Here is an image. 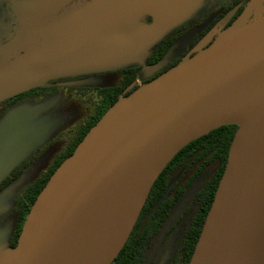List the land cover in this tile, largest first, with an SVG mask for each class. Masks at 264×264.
<instances>
[{
	"label": "water",
	"instance_id": "water-1",
	"mask_svg": "<svg viewBox=\"0 0 264 264\" xmlns=\"http://www.w3.org/2000/svg\"><path fill=\"white\" fill-rule=\"evenodd\" d=\"M259 1L106 112L39 193L0 264H111L173 157L229 124L238 129L189 264H264V18L233 34Z\"/></svg>",
	"mask_w": 264,
	"mask_h": 264
},
{
	"label": "rangeland",
	"instance_id": "rangeland-1",
	"mask_svg": "<svg viewBox=\"0 0 264 264\" xmlns=\"http://www.w3.org/2000/svg\"><path fill=\"white\" fill-rule=\"evenodd\" d=\"M232 1L0 0V93L26 84L59 88L0 116V180L37 153L19 185L33 181L65 150L98 88L119 84L121 71L140 65L157 42ZM258 7L244 24L264 17V0ZM14 191L0 193V257L8 252Z\"/></svg>",
	"mask_w": 264,
	"mask_h": 264
},
{
	"label": "trees",
	"instance_id": "trees-1",
	"mask_svg": "<svg viewBox=\"0 0 264 264\" xmlns=\"http://www.w3.org/2000/svg\"><path fill=\"white\" fill-rule=\"evenodd\" d=\"M240 1L235 0L223 8L222 14H226L238 7L225 26H230L242 12L245 3ZM215 24L213 20L204 29L196 26L185 32V27H180L153 46L144 66L125 68L119 84L99 89L100 98L95 111L80 125L77 135L28 190L29 203L21 210L16 238L18 235L20 237L39 193L91 128L113 105L135 92L141 84L154 80L184 59L210 46L216 35L210 34ZM139 76L142 78L141 83L137 82ZM237 129V124L218 127L191 141L173 157L154 182L129 239L111 264H189L225 171Z\"/></svg>",
	"mask_w": 264,
	"mask_h": 264
},
{
	"label": "flooded vegetation",
	"instance_id": "flooded-vegetation-1",
	"mask_svg": "<svg viewBox=\"0 0 264 264\" xmlns=\"http://www.w3.org/2000/svg\"><path fill=\"white\" fill-rule=\"evenodd\" d=\"M234 1L235 0H233L232 2L223 4V5H221V7L216 8L215 10L209 11V14H206V16L203 19H198V20L192 21V22H190L188 24L182 25L181 27H185L184 32L192 30L193 28H196V26L198 28L204 29L211 21L214 20L216 24H215L214 28L212 29V31L210 32V34L211 33H215L216 34L214 39H213V41H214L217 38V36H218L220 31H222V30H224V29L229 27V26H225V24L227 23L228 20H230L233 17V15L235 14L236 10L238 9V7L237 8H233L228 13L222 14L223 8L233 4ZM248 1L249 0H241L240 2L242 4L245 3L244 4V8H245V6L247 5ZM257 11H258V9L256 8L251 13V16L254 13H256ZM234 21L235 20H233L231 23H233ZM208 36H209V34L207 35V37ZM186 46H187V43L184 44V47H186ZM146 58L142 61L140 66H144ZM50 78H52V77H50ZM26 79H29V78H26L25 76H23V80H26ZM23 80H21V82L15 83V84H18V85H14V87H20L23 84ZM141 81H142V78H141V76H139V78L137 79V82L141 83ZM29 85H27V84L26 85H22L23 88L22 89H18L19 92L11 94L10 96H7L6 90H8V89L13 90L12 88H8L6 90L4 89L5 92L4 93L3 92L0 93L1 95L4 94L2 97H0V116L5 111H7L10 107H12L14 105H17L18 103L30 101L32 99L37 98L38 96H42V95L46 94L49 91H55V89L57 91H59L58 87L57 88L56 87L55 88L54 87H43V86H40V85L39 86L36 85L34 87H31ZM28 86H29V88H28ZM101 88H103V87H101ZM99 89L100 88H98V90H97V94H98L97 99L95 101H93L92 102L93 103L92 106H90V108H91L90 114L95 111L96 102L100 98ZM1 90L3 91V89H1ZM30 91H32V92H30ZM77 132H78V130L76 131V134L66 143L65 148L68 146L70 141L77 135ZM60 153H62V151L59 152V153H56L55 156L53 157L52 162H50V164L47 166V168L44 171H42L33 181H31L27 185L20 186L19 184H20V182H21V180L23 178L24 173L28 170V168L32 165L33 161L38 156L37 153H33V154L29 155L26 159H24L18 165L13 167L3 178H1V180H0V193L5 192L6 190H9L10 188H12V190H13V188L15 187V191L13 192V208H12V211H11L10 216H9L10 219L12 220V223H11V229L8 232V236H7V249H8V251L12 250V246L14 245V243L16 241L18 242V239H19V235L16 238L18 220H19L22 208H24L25 204L29 203L28 202L29 201V197H28V194H27L28 190L30 189L31 185L35 182V180L38 179L41 175H43L47 171L48 167L51 166V164L54 162V160L56 159V157Z\"/></svg>",
	"mask_w": 264,
	"mask_h": 264
},
{
	"label": "bare ground",
	"instance_id": "bare-ground-1",
	"mask_svg": "<svg viewBox=\"0 0 264 264\" xmlns=\"http://www.w3.org/2000/svg\"><path fill=\"white\" fill-rule=\"evenodd\" d=\"M262 18H264V17H256V18L254 19V21H252V22H250V23H248V24H242V25L238 26V27L235 29V31H234L233 34H235V33L239 32V31L243 30L244 28H246V27H248V26H250V25H252V24H254V23L258 22V21H260ZM121 102H122V101H121Z\"/></svg>",
	"mask_w": 264,
	"mask_h": 264
}]
</instances>
